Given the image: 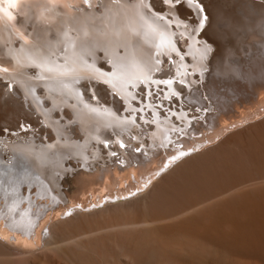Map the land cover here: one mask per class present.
Wrapping results in <instances>:
<instances>
[{
    "label": "bare ground",
    "instance_id": "1",
    "mask_svg": "<svg viewBox=\"0 0 264 264\" xmlns=\"http://www.w3.org/2000/svg\"><path fill=\"white\" fill-rule=\"evenodd\" d=\"M179 2L0 0V264H264V0Z\"/></svg>",
    "mask_w": 264,
    "mask_h": 264
},
{
    "label": "rangeland",
    "instance_id": "2",
    "mask_svg": "<svg viewBox=\"0 0 264 264\" xmlns=\"http://www.w3.org/2000/svg\"><path fill=\"white\" fill-rule=\"evenodd\" d=\"M163 13H164V12H163ZM188 19H191V17H189ZM162 22L165 23V24H170V23H172V21H171L170 19L164 20V21H162ZM165 55H168V53L165 52ZM102 62H103V63H106V62L103 61V60H102ZM206 72L208 73L209 70H207ZM214 75H216V76H220V75H218L217 73H214ZM214 78L216 79L215 76H214ZM3 82H4V81H3ZM93 82H95V81H93ZM204 82H205V81H204ZM4 83H5V82H4ZM220 84L222 85V83H220ZM220 84L218 83V85H217L216 87L219 89V90H218L219 92H224L223 87L220 88V86H219ZM218 86H219V87H218ZM211 88H212V87H211ZM210 90H212V89H210ZM115 96H117V95L115 94ZM117 97H118V96H117ZM175 98H178V96H176ZM202 99L206 100V97L204 96V97H202ZM118 100L121 101L122 99H121L120 97H118ZM240 106H241V105H240ZM193 110H194V111H195V110L198 111V113L200 112V109L198 110V108H196V107H195ZM230 111L233 113V110H230ZM196 113H197V112H196ZM35 116H37V115H32V116H29V117H30V118L33 117V118L35 119V118H36ZM20 117H22L21 119H25L26 116H25V115H20ZM133 117H134V115H133ZM1 120H2V117L0 118V121H1ZM16 121H18V120H16ZM60 121H62V119H61ZM39 122H40L39 125L36 127V132H37L38 130H40L41 127L43 128V127L46 126V125H44L43 123H41L40 120H39ZM40 124H42V126H41ZM21 125H22V124H21ZM14 126H16V125H14ZM20 127H23V126H20ZM209 127H211V126H209ZM257 127H258V128H257ZM259 127H261V129L264 128V126H263V127H262V126H255V127H252V128L246 129L247 131H245V129H244V130H243V131H244L243 133H242V131H241V133H239L238 135H242V136H238V135L234 136V138H232L233 140H236L235 138H239V139L236 140L237 142L234 141L235 143H234L232 140L229 142L230 144L228 143V144H229V145H228L229 150L232 148L231 146H232L233 144H234V145L236 144V148H235V150H236V149H240V150H238V151H237V150L234 151V152H235L234 154H236V152L239 153V151H240V153H241V152H242V147L245 146V145L248 143V141L251 140V134H252V132L254 131V129H256V128L259 129ZM37 129H38V130H37ZM210 130H211V129H210ZM210 130H209L207 133H210ZM262 130H263V129H262ZM260 132H261V130H260ZM175 133H177V134L180 133V135H182L180 131H178V132L175 131ZM250 133H251V134H250ZM255 133L258 134L259 131L255 132ZM262 133H264V131H262ZM260 134H261V133H260ZM123 135H125V134H123ZM252 135H254V132H253ZM198 136H200V133H199V134H196V137H198ZM254 136H255V135H254ZM129 137H131V136H127V135H125V138H126V139H130ZM182 137H183V135H182ZM182 137H180V140L182 139ZM247 138H248V139H247ZM246 139H247V142L245 143ZM132 140H133V138H132ZM240 141H241V142H240ZM242 141H243V143H245L243 146L240 145V144L242 143ZM239 142H240V143H239ZM243 143H242V144H243ZM116 144H117V143H116ZM224 144H226V143H224ZM224 144H223V146H225L224 148L226 149L227 147H226V145H224ZM238 144L241 146V148L238 146ZM123 145H125V143H124ZM126 145H127V144H126ZM234 145H233V146H234ZM237 146H238V148H237ZM129 147H130V146H129ZM140 147H142V146H140ZM140 147L137 148L139 151H138L137 149H135L134 152H136V153H137V152H140V153H138V154H141V151H142V149H144V147H142L141 150H140ZM124 148H126V146H123V147H122V149H124ZM221 148H222V149L219 148L220 150H219V149L216 150V151H217V153H215L216 155H214L213 152H211V154H213V155H210V154H209L210 156H212V161H213L215 158H219V159H215V161H213V162H214L213 164H215V162L218 160V161L216 162L217 164H215V166H216V165L218 166V163L221 164V161L223 160L222 156H226V155H227V157H228V154L230 155L231 153H233V148H234V147L232 148V152L230 151V152H231V153H230L229 150H228V151H227V154L224 152L225 149H224L223 147H221ZM223 149H224V151L221 152V150H223ZM226 150H227V149H226ZM213 151H214V150H213ZM216 151H215V152H216ZM222 153H223V154H222ZM238 153H237V154H238ZM240 153H239V155H240ZM221 154H222V155H221ZM225 154H226V155H225ZM209 155H208V158H209ZM116 156L118 157L117 154H116ZM116 156L114 155V157H116ZM143 156H144V157H147V153L144 152V155H143ZM108 157H109V154H108V156H107V161H109ZM117 157H116V158H117ZM119 157H120V156H119ZM119 157H118V158H119ZM204 157H206V158H205V160H206V159H207V155L204 156ZM204 157H203V158H204ZM227 157H226V158H227ZM233 157H235L236 161H238L237 158H238V159L240 158L239 156L237 157L236 155L231 154L227 159L231 158L233 164L236 163V161H235V159H234ZM221 158H222V160H221ZM199 159H200V158H199ZM227 159H226V160H227ZM196 160L199 161L198 159H196ZM196 160H191L189 163L187 162V163L183 164V165L180 167V169L178 168V170H179L180 172H178V170H177V171H175L176 174L172 173L175 177H174V176H169L170 178L168 177L169 179H171V177H172V179H171L172 181L169 180L168 178H167L168 180L165 179V181H163V182L161 183V185L158 186V187H159L158 190L162 191V189H163L165 183H168V184H170L171 187L167 184V188H165L164 190H167V189H169V187H170L169 192H170V191H171V192H170L169 194H172V192H177L175 195L172 194V195H174V198H173V196H171V195L168 194L169 197H172V198H169V200H173V201L176 200V199L181 195V193H182V195H181L180 197L183 199V197H184V193H183V192L187 193V192H189V191H191V190H188L189 188L187 189V187H186V188L183 187L184 184H181L180 186H178V184H180L181 182H183V181H185V180H188V181H189L190 178H191L192 182H195V180L193 181L192 178H193V176H195L196 174H198L196 171H199V170H196V169H197V168L199 169V167L202 166L204 163H205L204 165L206 166V161H207V160H206L205 162H203L204 159H200L201 161H199V162H196ZM208 160H209V159H208ZM220 160H221V161H220ZM226 160L224 159V163H222V165H223V164H226V163H227L228 165H230L229 162H231V161L228 160V162H226ZM233 160H234V161H233ZM119 161L122 162L123 160L119 158ZM193 161H194V164H192ZM209 161H210V160H209ZM212 161H211V164H212ZM121 162H117V165H119V164L122 165L123 162H122V163H121ZM222 162H223V161H222ZM225 162H226V163H225ZM73 163L76 164V162H73ZM209 163H210V162H209ZM209 163H207V164H209ZM232 163H231V164H232ZM220 164H219V165H220ZM237 165H238V164H235V166L233 167V169H235L236 172H245V171H247L245 165L243 166V168H242V166H241V168H239L240 165H238V166H239L238 169H237ZM205 166H204V173L207 171V174H209V173H210V170H208V169L210 168V167H209L210 165H209V166H208V165L206 166V169H207V170L205 169ZM211 166H212V165H211ZM217 166H216V167H217ZM230 166H231V165H230ZM213 167H214V165H213ZM202 168H203V167H202ZM192 170H194L195 172L192 171ZM205 170H206V171H205ZM191 171H192V172H191ZM208 171H209V173H208ZM177 172H178L179 174H178ZM213 172H214L215 174L217 173L218 176H221V174H222V173H220V172H221V169L218 170V171H217V169H216V170H213V171H211V173L209 174L210 179H211V174H212ZM187 173H188V174H187ZM201 173H202V170H201ZM204 173H203V178L208 177L207 175L205 176ZM172 174H171V175H172ZM189 174H190V175H189ZM217 174H216V175H212V178H213V176L216 177ZM186 175H187V176H186ZM192 175H193V176H192ZM200 176H201V175H200V173H199V177H200ZM182 177H183V178H182ZM185 177H188V178H185ZM199 177H198V175H197V178H199ZM173 178H174V179H173ZM178 178H179V179H178ZM180 178H182V179H180ZM201 178H202V176H201ZM201 178L198 179V181H196V183L199 182L200 180H201V182H203V180L205 181V180L207 179V178H206V179H203V180H202ZM177 179H178V180H177ZM184 179H185V180H184ZM195 179H196V177H195ZM191 180H190L189 182H191ZM196 180H197V179H196ZM177 181H178V182H177ZM164 182H165V183H164ZM174 182H175V183H174ZM192 182H191V185H192ZM206 182L208 183L209 180H208V181H205V183H203V184H204V185L207 184ZM176 183H178V184H176ZM183 183H184V182H183ZM172 184H174V187H175V184L179 187V188H178V187L175 188L176 190H177V189H180V188H181V189L183 188L182 190L187 189L188 191L186 192V191L184 190V191L181 192V191H180L181 189L179 190L181 193H180V192L178 193V191H175V190L173 191V190H171L172 188H174V187H172ZM186 184H187V183H186ZM189 184H190V183H189ZM182 185H183V186H182ZM187 185H188V184H187ZM191 185H188V186H191ZM201 185H202V184H201ZM168 186H169V187H168ZM165 187H166V185H165ZM160 191H159V192H160ZM167 191H168V190H167ZM195 193H200V192H195ZM158 194H160V193H158ZM167 197H168V196H167ZM181 198H180V199H181ZM178 199H179V198H178ZM178 199H177V200H178ZM37 261H38V264H40L41 262H45V263H47V264H55V263L57 264L56 259H55L51 254L42 255V256L39 257V259H38ZM39 262H40V263H39Z\"/></svg>",
    "mask_w": 264,
    "mask_h": 264
},
{
    "label": "water",
    "instance_id": "3",
    "mask_svg": "<svg viewBox=\"0 0 264 264\" xmlns=\"http://www.w3.org/2000/svg\"><path fill=\"white\" fill-rule=\"evenodd\" d=\"M195 2H197V1H195ZM179 4H180V2H179ZM196 6H198L200 8V10L202 11V13H203L202 5L200 3H196Z\"/></svg>",
    "mask_w": 264,
    "mask_h": 264
},
{
    "label": "snow or ice",
    "instance_id": "4",
    "mask_svg": "<svg viewBox=\"0 0 264 264\" xmlns=\"http://www.w3.org/2000/svg\"><path fill=\"white\" fill-rule=\"evenodd\" d=\"M176 2H179V0H176ZM11 7H15V3H12V4H11ZM9 18H11V17H10V14H9Z\"/></svg>",
    "mask_w": 264,
    "mask_h": 264
}]
</instances>
